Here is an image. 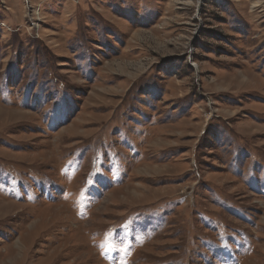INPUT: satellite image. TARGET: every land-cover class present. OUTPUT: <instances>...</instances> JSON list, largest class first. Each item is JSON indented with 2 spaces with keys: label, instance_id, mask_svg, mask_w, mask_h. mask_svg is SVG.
<instances>
[{
  "label": "rangeland",
  "instance_id": "rangeland-1",
  "mask_svg": "<svg viewBox=\"0 0 264 264\" xmlns=\"http://www.w3.org/2000/svg\"><path fill=\"white\" fill-rule=\"evenodd\" d=\"M0 264H264V0H0Z\"/></svg>",
  "mask_w": 264,
  "mask_h": 264
}]
</instances>
